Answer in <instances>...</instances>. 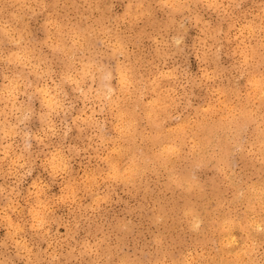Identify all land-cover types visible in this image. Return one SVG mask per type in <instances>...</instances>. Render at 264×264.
<instances>
[{
	"label": "clouds",
	"instance_id": "1",
	"mask_svg": "<svg viewBox=\"0 0 264 264\" xmlns=\"http://www.w3.org/2000/svg\"><path fill=\"white\" fill-rule=\"evenodd\" d=\"M0 264H264V0H0Z\"/></svg>",
	"mask_w": 264,
	"mask_h": 264
}]
</instances>
